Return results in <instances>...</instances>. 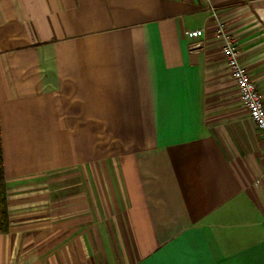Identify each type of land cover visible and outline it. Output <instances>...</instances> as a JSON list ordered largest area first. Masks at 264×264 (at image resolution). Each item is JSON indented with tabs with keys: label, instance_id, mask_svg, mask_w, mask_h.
Listing matches in <instances>:
<instances>
[{
	"label": "crops",
	"instance_id": "0c3cea01",
	"mask_svg": "<svg viewBox=\"0 0 264 264\" xmlns=\"http://www.w3.org/2000/svg\"><path fill=\"white\" fill-rule=\"evenodd\" d=\"M218 22L264 101V0H0V264H264Z\"/></svg>",
	"mask_w": 264,
	"mask_h": 264
},
{
	"label": "built area",
	"instance_id": "2783aa9c",
	"mask_svg": "<svg viewBox=\"0 0 264 264\" xmlns=\"http://www.w3.org/2000/svg\"><path fill=\"white\" fill-rule=\"evenodd\" d=\"M215 32L221 37L224 61L234 79L239 98L247 109L249 118L254 123L256 129L264 137V101L255 82L250 77L247 69L240 62L237 42L235 38L226 31L221 22H218ZM185 33L188 37L195 38L202 35V29H190Z\"/></svg>",
	"mask_w": 264,
	"mask_h": 264
},
{
	"label": "trees",
	"instance_id": "16d2710c",
	"mask_svg": "<svg viewBox=\"0 0 264 264\" xmlns=\"http://www.w3.org/2000/svg\"><path fill=\"white\" fill-rule=\"evenodd\" d=\"M9 229V216L6 199V182L2 159V145L0 136V233L7 232Z\"/></svg>",
	"mask_w": 264,
	"mask_h": 264
}]
</instances>
